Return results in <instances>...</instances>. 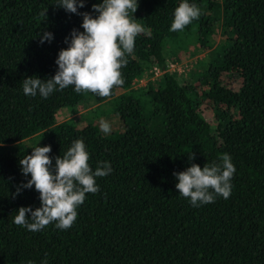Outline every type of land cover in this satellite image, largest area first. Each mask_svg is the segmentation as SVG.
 Segmentation results:
<instances>
[{
	"label": "trees",
	"instance_id": "trees-1",
	"mask_svg": "<svg viewBox=\"0 0 264 264\" xmlns=\"http://www.w3.org/2000/svg\"><path fill=\"white\" fill-rule=\"evenodd\" d=\"M58 2L0 0V264L45 258L48 264H264V0H187L201 16L183 31L170 28L184 0H138L129 15L145 32L126 54L123 85L109 97L76 93L73 86L47 99L25 96L23 79L53 77L72 30L84 31L82 15ZM102 2L86 0L78 12L96 16L92 5ZM43 32L53 34L50 43H40ZM167 45L175 58L191 46L209 50L206 66L191 79L163 71L133 87L153 67L164 70ZM104 102L119 120L114 133L102 134L91 121L55 122L60 109L78 112ZM33 134L37 143L7 146ZM76 139L85 143L93 171L104 162L112 168L96 178L99 192L86 194L68 230L15 225L20 207L41 206L34 186L13 198L31 179L20 159L50 145L54 164ZM224 153L236 168L231 196L192 206L173 173L220 163Z\"/></svg>",
	"mask_w": 264,
	"mask_h": 264
},
{
	"label": "clouds",
	"instance_id": "clouds-1",
	"mask_svg": "<svg viewBox=\"0 0 264 264\" xmlns=\"http://www.w3.org/2000/svg\"><path fill=\"white\" fill-rule=\"evenodd\" d=\"M86 0H59L56 4L66 12L82 15L80 32L73 29L69 47L61 49L55 61L58 69L55 75L42 80L38 76L26 77L22 81L25 96L47 99L55 91H63L73 86L76 93L91 92L99 97H109L112 89L124 83L120 69L127 65L126 54H132L136 37L145 32L142 25L134 22L129 11L135 13L138 0H103L92 5L93 16L89 12L80 13L78 8L85 7ZM47 9L41 12L46 20ZM201 11L187 0L175 9L170 31H183L185 26L199 19ZM40 43H49L53 39L51 32H43ZM100 130L109 134L112 129L109 122L101 119ZM51 146L32 148L30 155L23 156L19 164L22 174L31 175L12 194L13 198L23 189H32L40 194L41 206L38 208L20 207L13 223L30 232H39L50 224L60 230H68L77 219V209L86 199V194H95L100 188L96 178H103L112 172L108 162L92 170L89 164L90 154L82 139H76L63 156L50 157ZM192 153L189 160H195ZM236 168L229 154L220 157V163H206L203 168L198 164L181 172H174L178 180L175 185L179 194L190 198L194 207L214 203L216 198L228 199L231 196V183ZM30 213V217L26 214ZM28 264H32L31 261ZM41 264H48L45 258Z\"/></svg>",
	"mask_w": 264,
	"mask_h": 264
},
{
	"label": "rangeland",
	"instance_id": "rangeland-1",
	"mask_svg": "<svg viewBox=\"0 0 264 264\" xmlns=\"http://www.w3.org/2000/svg\"><path fill=\"white\" fill-rule=\"evenodd\" d=\"M218 28V27H217ZM218 31L216 34L212 35L214 38V42H216L218 38ZM172 47L169 45L166 46V59L171 60V59H181V60H191L189 62V67L187 71L183 72L181 75L184 78H192V75L197 74L200 72L205 66H206V60L205 55L209 50H200L198 51L196 47L191 46L189 47V50L184 53L183 50H178L179 58H175V55L171 50ZM171 51V52H170ZM191 65V66H190ZM107 102H104V104H101L102 106H99L98 108L95 107V104L89 105L78 112H69L67 109H60L59 111L56 112L55 114V122H61L65 119L72 118L74 119L75 123L77 125H82L88 121H91L97 125V128L100 130V121L101 119L109 122L112 131L115 129V127L119 124L118 117L116 114H113L110 110L111 106L106 105ZM95 107V108H94ZM117 129V128H116ZM110 133H114V132ZM101 132V130H100ZM102 133V132H101ZM109 133V134H110ZM104 134V133H102ZM107 134V135H109ZM106 135V134H105ZM39 135L38 134H33L30 136H27L25 138H22L21 141H18L16 143H13L11 145H7L8 147H14V148H22L23 146H28L32 145L34 143H37L39 141Z\"/></svg>",
	"mask_w": 264,
	"mask_h": 264
},
{
	"label": "built area",
	"instance_id": "built-area-1",
	"mask_svg": "<svg viewBox=\"0 0 264 264\" xmlns=\"http://www.w3.org/2000/svg\"><path fill=\"white\" fill-rule=\"evenodd\" d=\"M191 60H177V59H171L166 62V66L164 70H161L158 67H153L151 72L152 75L144 76L143 78L136 79L133 83V87L141 86L146 83V81L152 77H156L160 75L163 71L166 72H175L176 74H182L183 72L187 71L189 67V62ZM191 66V65H190Z\"/></svg>",
	"mask_w": 264,
	"mask_h": 264
}]
</instances>
